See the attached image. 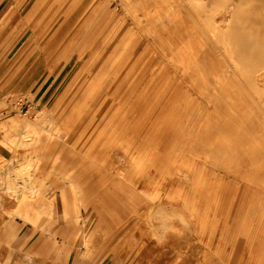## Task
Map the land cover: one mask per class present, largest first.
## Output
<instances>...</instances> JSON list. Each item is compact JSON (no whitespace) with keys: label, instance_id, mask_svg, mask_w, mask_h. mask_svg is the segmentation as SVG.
Returning <instances> with one entry per match:
<instances>
[{"label":"rangeland","instance_id":"obj_1","mask_svg":"<svg viewBox=\"0 0 264 264\" xmlns=\"http://www.w3.org/2000/svg\"><path fill=\"white\" fill-rule=\"evenodd\" d=\"M39 1L0 0V147L3 139H5L1 124L6 118L16 116L19 119L28 117L34 120L45 106L51 110L57 126L63 132H67L65 137L55 140V148L58 149L61 144H65V154L62 155L61 160L70 159L68 163L71 167L70 173L73 174L78 185L87 193L86 198L85 196L81 197L79 203L84 218L90 220L86 227L87 231L93 227L94 223L95 225L98 223L101 225V227L97 226L91 233L89 245H81L83 230L77 231L70 264H83L91 260L92 264H95L96 260L102 255L100 251L109 246H111L109 250L113 249V251L105 254L106 258L101 264H139V262L140 264H179L178 262L183 263V260L185 264H190V262H193L192 264H214L208 260L204 261L202 246L192 243V238L188 236L190 230L183 227L180 219L175 216L171 217L163 205H154L146 209L140 223L141 227L136 231L138 237L141 230L145 231V235H143V240L138 241L135 247L132 248L131 236L127 241L124 239V242H120L118 238L112 239L113 232L110 231L111 229L108 230L109 226L107 225L110 220L107 215H104L106 210L102 207L108 206L116 199L113 198L112 201V198H105L104 204L102 198L106 194L120 197L122 193L119 192L120 189L113 186L117 178L115 174L109 172L101 163L113 161L119 167L128 164L124 150L129 148L127 144L130 143L131 139L138 140L137 143H140L141 147L137 149L136 156L144 158L147 173L155 169L156 159L158 161L168 159V152L165 151L166 146L172 149L180 146L179 140L175 142L176 137L182 138V143L188 150L196 137L204 135V131L200 132L199 130L202 128L204 130L205 126H210L213 123L211 113L214 111V107L218 105L213 103V99L220 88L210 87L209 82L216 84L214 79H217V75L221 78L219 79L222 81H220V84H223L220 85L221 87L231 82L229 88L233 91L232 98L235 97V101L238 99L240 101L238 103L242 104V107L253 109L257 115L264 119L254 100V98L263 99L264 102V86H258V91L257 89L255 91V87L249 82L252 80L250 73L247 72V69L252 68L254 64H264V27L256 23L257 20L264 18L262 11L255 9L254 0L235 1V3L240 2L241 6L238 7L239 10L237 15L235 14V17H233V21L226 27L227 37L231 39L230 43L226 44L228 50L221 43L220 46L224 48L222 50L224 54L213 55L209 62L204 59L206 67L200 70L196 66L200 58L197 59L195 51L192 55H188V52H183L182 47H180L183 46L181 43H172L168 38L161 41H152L148 46L149 50L143 51L147 45L143 33L146 32L149 24L142 20L144 18L142 8H146L140 4L141 0H124V4H120V0H108L110 7L106 15L108 16L115 11L116 18L108 21L107 30L120 23L121 16L124 17L123 34L128 36L130 32L132 33L131 39L136 41L138 45L136 55L142 54L140 60L135 63L131 62V65L135 64V69L141 75L140 77L135 72L136 77L139 76L137 91L143 97L144 92L150 86L148 83L150 79L153 91L152 102L157 103L154 109L147 108L140 111L135 119L131 120L132 122L129 121V125H124L125 127L119 129L117 133L115 131L116 123H111L112 120L107 123V118L103 120L108 113L110 114L109 117L112 114L114 105L109 98L100 105L95 115H86L85 102L92 86L99 81L98 75L101 67L113 63L119 57V54L117 52L109 55L107 52L103 57L104 48L97 49V45L92 46L81 55L76 50L77 39L71 30L74 29L82 12L91 6L94 0H80L72 8L65 21L64 18H66L70 4L74 0H64V2L56 0L52 5L51 12L47 14L41 25L33 29V24L45 7V5L41 8L37 7ZM192 1L195 7L193 13L195 12L194 15L200 19V23L203 25L206 22V17L211 16L218 9L221 10L227 3L226 0ZM168 6L170 5L162 4L157 8L152 9L151 7L149 8V14L155 20L159 15L166 17L170 15L171 11L170 9L167 10ZM38 8L40 9L35 12L32 19L34 10ZM130 11H134L141 19L139 23H136L138 28L134 30L130 28L133 26L131 24L133 23L132 19L128 14ZM39 21H42V19H39ZM190 22L191 25L195 24L193 21ZM64 25H68L71 29L65 31ZM184 49L186 50L185 47ZM142 51L143 53H141ZM171 51L174 55L171 54ZM203 83L207 84L204 85ZM195 84L204 87L198 93H191L190 88ZM113 90L114 87H112ZM174 104H176L174 111L177 117H175V114L174 117L169 114V110ZM96 106L98 105L96 104ZM197 107L202 113V119L195 117L198 111ZM180 110L181 113H192L194 119L190 120L188 125L184 122L179 125L183 121L182 117L179 118L178 116ZM160 112L162 113L160 114ZM232 112L228 107L223 110V113L231 114ZM158 114L159 117H157ZM205 117H209V120H206ZM180 126L185 131L188 130L189 133L185 132L177 135L178 131H174L177 128L179 130ZM262 126V120L260 119H256L249 126L230 124L229 131L224 132L223 135L222 133L216 135L217 138L214 140H209V145L218 144L223 149L218 153H212V159L217 161L215 163L227 167L232 166V168L213 170L209 167H215L212 163L206 162V158L188 157L191 160L195 158L198 160V169L205 167V171H203L204 177H206L205 184L210 189L220 187L219 185L226 186L229 182H233L228 186L227 195V198H232L237 190L242 191L243 184H251L254 188L250 191L247 190L245 198H247L248 204H251V201L253 204L259 202L261 192L256 187L259 185L260 172L264 162L263 153H260L259 149L261 146L264 147V133H254L252 128L259 129L260 127V129H264ZM224 129H228V127L224 126ZM97 131L103 132V135L98 136ZM18 132L19 129L14 127V134ZM11 138H13L12 135ZM244 141L246 144L243 143ZM152 149L153 153L158 154L157 157L151 152ZM248 150L249 152L246 153ZM46 151L49 152L50 150L46 149ZM30 152V147H19L18 151L15 152L16 159H24ZM47 152L39 151L43 156H46ZM146 152H149V154L145 155ZM246 161L249 163H246ZM1 162L2 151L0 150V166ZM182 162L183 159L177 157L171 159L174 168L180 167ZM233 170L237 173L229 178V172H233ZM39 171L42 174H47L48 169H46V165H41ZM47 176H49L48 179L51 183V173ZM49 187L47 195L57 196L59 200L62 199V192H65L71 213L74 215L72 192L68 184L62 179H57L56 184H51ZM150 190L149 192H152L153 188L151 187ZM19 204V200L9 195L3 201L0 199V219H3L2 216H8L9 211L17 209ZM245 210L244 208L243 211ZM245 214V212L242 213V215ZM60 219L56 217L50 222L49 226L52 234L58 237V241L62 242L63 237L59 235L58 231L65 222ZM17 221L19 226L25 227L22 230L24 232L27 229L26 224L18 218ZM172 223L175 224L174 227L170 225ZM1 224L3 223L0 220V226ZM243 225H245L244 217L233 226L231 234L234 238L242 239L244 237L246 228ZM28 230L30 231L28 244L25 238L23 240L21 237L23 232L18 233L20 240L14 241L13 246L4 242L0 243V262L3 264L7 260L11 246L12 254L8 264H61L55 262V260L53 261L51 257L46 258V260L43 258L38 259L39 261L36 260L37 258L33 256L34 252L44 245L39 240V232L31 233L33 231L31 227ZM170 238L176 239H173L175 240L173 241ZM169 239L171 243H167ZM173 242L174 244L179 242L180 245L186 242V245L183 244L185 247L181 245V248L178 243H176L178 247L172 245ZM147 244L150 246L151 252ZM143 246H145L143 251L148 250L142 252ZM148 251L151 257H149ZM141 252L143 254L147 252L148 254L146 253L147 256L145 254L144 258ZM166 255L167 257H165ZM140 256L144 261L141 260ZM188 256L192 258H190V262L188 259L187 262L185 261L186 258H189ZM181 257H183L182 260ZM166 259H169L170 262H167ZM216 260H218V256ZM243 264L248 263L244 262Z\"/></svg>","mask_w":264,"mask_h":264},{"label":"bare ground","instance_id":"obj_2","mask_svg":"<svg viewBox=\"0 0 264 264\" xmlns=\"http://www.w3.org/2000/svg\"><path fill=\"white\" fill-rule=\"evenodd\" d=\"M79 1L74 0L70 4V9L67 11L64 21ZM226 1L227 3L221 10L218 9L217 12L205 18L206 22L203 25L200 23V19L194 15L195 12L193 13L195 7L192 0H141L140 4L146 8H142V16H144L142 20L149 24L146 32L143 33V38L147 40V45L143 51L149 50L148 46L152 41H161L164 38H168L172 43H181L183 46L180 47H182L183 52H188V55H192L195 51L197 59L200 58L196 66L200 70L204 69L206 67L204 65V59L206 62H209L213 58V55L224 54L222 51L224 48L228 50L226 44L230 43L231 39L227 37L226 27L233 21L235 14L237 15L238 7L241 6V3H235V1L238 2L237 0ZM55 2L56 0L39 1L37 7L41 8L44 5L45 7L43 8L42 14L33 24V29L41 25L47 14L51 12L50 10ZM59 2H64V0H59ZM120 4H124V0H120ZM162 4L170 5L167 9L171 10L170 15L166 17L159 15L156 20L153 19V16L149 14V8H157ZM254 5L255 9L262 11L264 15V0H254ZM109 7L108 0H94L93 4L82 12L74 29H71L68 25H64V29L65 31L71 29L74 33V37L77 39L76 50L81 55L87 52L92 46L95 47L97 45V49L104 48L103 57H105L107 52L109 55L118 52L119 57L113 63L101 67L98 75L99 81L92 86V90L85 102V110L87 109L86 115H95L100 105L109 98L114 105L112 107V114L109 117L110 114L108 113L103 120L107 118V123L110 120H112L111 123H116L115 131L118 133L119 129H123L126 124L129 125V121L132 122L131 120H134L140 111L146 110L147 108L154 109L157 103L152 102L153 91L150 79L148 80L150 86L144 92L143 97L138 93L137 83L141 75L135 69V64L131 65V62L135 63L140 60L142 54L136 55L138 45L136 41L131 39L132 33L130 32L128 36L127 34H123L125 27L123 16L120 17V23L111 27L110 30H107L108 21L116 18L115 11L111 12L108 16L106 15ZM40 8L34 10L32 19L35 12ZM128 14L133 22H130L133 25L130 28L133 30L138 28L136 23H139L141 20L139 19V15L134 13V11H130ZM39 19H42V21H39ZM190 21H193L195 24L191 25ZM256 23L264 27V18L257 20ZM221 43L225 45L223 46L224 48L220 46ZM171 54L174 55L172 51ZM135 72L139 74L138 77H136ZM247 72L250 73L249 75L252 80L249 82L253 84L255 91L256 89L258 91V86H264V64H254L252 68L247 69ZM219 79L221 78L217 75V79H214L216 84L209 82L211 84L210 87L220 88L213 99V103L218 105L216 107L213 106L214 111L211 113L212 122L216 123L205 126L204 130L203 128L199 130L200 132L204 131V135L202 134L200 137H196L188 150H186L185 145L182 143V138L176 137L175 142L179 140L181 143L180 146L176 149L166 146L165 151L168 152V159L162 161L156 159L157 164L155 165V169L147 173L143 161L144 158L142 156H136L137 149L141 147L140 143H137L139 142L138 140L131 139L130 143L127 144L129 148H125L124 150L128 164L119 167L113 161L101 163L109 172L115 174L117 178L113 186L114 188L120 189L119 192L122 193L120 197L106 194L102 198V203L104 204L105 198H112V201L114 200L113 198L116 199L113 203L109 204L110 206L102 207L106 210L104 215H107L110 220L107 225L109 226L108 230L111 229L110 231L113 232L112 239L118 238L120 242H124V239L127 241L131 236L132 248L135 247L138 241L143 240V235H145V231L143 230L140 231L139 237L136 234V231L141 227L140 223L144 212L151 206L163 205L171 217L175 216L180 219L183 227L190 230L187 233L192 238V243L197 244V246H202L204 261L208 260L214 264H243L244 262L248 264H264V162L260 172L259 185L256 184V189L261 192V198L255 204L252 201L251 204H248L245 193H247V190L250 191V189H253V185L243 184L242 191L237 190L232 198H227L228 186L233 182H229L226 186L219 185L220 187L210 189L205 184L206 177H204L203 172L205 171V167L198 169V160L196 158L192 160L188 159L189 156L206 158V162L212 163L215 167H209L213 170L217 168H232V166L227 167L226 165L215 163L217 161L212 159V153H218L223 149L218 144L213 146L209 145V140H214L217 138L216 135L221 133L223 135L224 132L229 131L230 124H245L249 126L256 119H260L262 120V127H264V119L257 115L253 109L242 107V104L238 103L240 101L237 97L236 101L235 97L234 99L232 98L233 91L229 88L231 87V82L221 87L220 85L223 84H220L221 80ZM203 84L205 85L207 83ZM112 87H114L113 91ZM203 87V85H192L190 92L198 93ZM254 100L257 108L264 117L263 99L259 100L254 98ZM175 105L169 110L170 116L173 117L174 114L177 117L174 111L176 109ZM225 107L230 108L233 112L231 114L223 113ZM189 113H181L180 110L178 116L179 118L182 117L183 121L179 125L183 122L188 125L190 120L194 119L192 113ZM157 117H159V114ZM195 117L203 118L199 108ZM80 118L82 117L80 116ZM205 118L209 120V117ZM21 119L12 116L6 118L1 124L2 134L5 139H3L0 147L2 151L0 199L3 201L9 195L19 200L20 204L17 209L9 211L8 216H2L3 219H0L3 223L0 226V243L4 242L13 246L14 241L20 240L18 238L19 228H17L15 220L16 218H21L24 224H29L33 228L31 233H40L39 240L43 242L44 246L38 248L33 254L37 258V261H39L38 259L43 258L46 260V258L51 257L57 263L70 264L77 231L83 230V242L81 245H89L91 242V233H93L97 226L101 227V225L99 223L95 225L94 223L93 227L87 231L86 227L90 220L84 218L79 204L81 197L85 196L86 198L87 193L78 185L75 177L70 173L71 167L68 165L70 159L61 160L62 155L65 154V144H61L59 148L56 146L58 149L55 148V140L65 137L67 132H63L57 126L51 110L45 106L34 120L28 117ZM224 126H227L228 129H224ZM14 127L19 129V132L16 134H14ZM262 129L260 127L259 129L252 128V131L263 134L264 129ZM176 131H178L177 135L185 132L189 133L183 127L179 130L177 128L174 132ZM96 133L98 136L103 135V132L97 131ZM11 135L13 138H11ZM243 143L246 144L245 141ZM19 147H30V154L28 156L26 155L24 159H16L15 152L18 151ZM46 149L50 151L47 152ZM259 149L260 153H263L264 156V147L262 148L261 146ZM57 150L59 151L57 152ZM39 151L47 152L46 156L41 155ZM242 151L244 150L242 149ZM151 152H154L153 149ZM248 152L249 150L246 153ZM148 154L149 152H146L145 155ZM153 154L156 155L155 157L158 156L157 153ZM174 157L183 159L182 165L178 168H174L171 163V159ZM246 163L249 162L246 161ZM41 165H46V169H48L47 174H42L39 171ZM233 172H229V178L236 175L237 171L233 170ZM50 173L52 175L51 183L48 179L49 176H47ZM121 174L125 176L123 177ZM57 179H62L71 189L73 198L72 206L75 208L74 215L71 213L65 192H62L61 200L57 196L47 195L49 186L54 183L56 184ZM151 187L153 190L149 192L151 191ZM244 208L246 209L245 211H243ZM244 212L246 214L242 215ZM56 217L61 218L60 220L65 222L58 231L59 235L63 237L62 242L58 241V237L50 231V222L56 219ZM242 217H244L245 224L243 226L247 231L245 230L242 239L234 238L231 231H233V226L236 225V222L241 220ZM170 225L175 226L174 223ZM170 239L167 243H171L169 241L176 238ZM36 243L39 244L41 242ZM176 243L180 245L179 242ZM176 243L174 244L173 242L172 245H176ZM183 244L186 245V242ZM185 245L182 247H185ZM11 246L7 260L3 264L10 262L12 254ZM109 247L100 251L102 255L96 260L95 264H101L106 258L105 254L113 251V249L109 250ZM142 248V252L148 250L143 251L145 246ZM148 248L151 252L149 245ZM178 250L180 249L178 248ZM142 252L141 254H143ZM150 252L148 251L149 254L146 252L149 257H151ZM217 256L218 260H216ZM142 257L141 260L143 259ZM190 258H186L185 261L187 262L189 260L190 262L192 259ZM169 259H166L167 262ZM182 262L184 263V260ZM192 263L190 262V264ZM0 264L2 263L0 262ZM83 264H92V260L87 263L84 262Z\"/></svg>","mask_w":264,"mask_h":264},{"label":"crops","instance_id":"obj_3","mask_svg":"<svg viewBox=\"0 0 264 264\" xmlns=\"http://www.w3.org/2000/svg\"><path fill=\"white\" fill-rule=\"evenodd\" d=\"M18 219H20L21 221H23L21 218H18ZM15 222H16V226H17V228H19L18 229V233L20 234L21 232H23L22 230L25 228V227H23L22 225H18V221H17V218H16V220H15ZM26 227H27V229L23 232V234H22V238H23V240H24V238H25V240H26V243L28 244V236H29V224H26ZM22 241V240H21Z\"/></svg>","mask_w":264,"mask_h":264}]
</instances>
